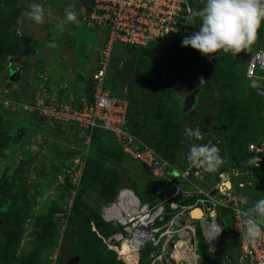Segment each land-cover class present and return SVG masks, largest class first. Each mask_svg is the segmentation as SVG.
Listing matches in <instances>:
<instances>
[{"label":"rangeland","instance_id":"obj_1","mask_svg":"<svg viewBox=\"0 0 264 264\" xmlns=\"http://www.w3.org/2000/svg\"><path fill=\"white\" fill-rule=\"evenodd\" d=\"M31 2L33 0H0V25L3 27L2 31L0 30V36L2 39L8 43L9 38L26 37L35 51L34 58L27 61L25 67L18 66L17 74L7 81L5 78L8 68L17 66L19 59L9 63L5 57L0 55V133L4 135L7 145L0 152V183L6 184L10 191H14L18 183L22 184L21 193L29 204V214L25 219L24 234L20 243V249L25 250L23 257L27 256L26 251L28 253L31 246L36 243L35 236L38 230L34 226V217L41 214L49 217L47 226L57 230V238L60 236V243L64 235L69 234L71 244L73 245L74 242L78 244V246L74 245L78 257L76 264H105L102 262L103 254L98 252L106 248L102 239L105 238L108 231L100 232L93 221V219L99 218L100 208L106 203L100 199L99 192L103 188L100 185L101 180H109L115 175L121 186L128 187L141 201L148 204L160 201L162 193L167 188L160 181L149 177L142 165L126 158L122 153H118L109 135L104 134L87 146L81 136L75 132L76 125H70L71 130L66 134L63 131L54 130L56 128L49 125L46 119L37 116L30 110L37 95L59 97L62 93L58 95L56 93L58 90L55 89L64 88L67 91H74L75 87L80 89L87 85L95 65L94 57L105 40L104 32L98 29L97 25L91 21L89 13L86 12L85 0H34L42 5L45 12L44 22L40 24L25 19L23 15ZM69 5H72L71 10L76 13V19L70 22L64 21V13ZM61 23L62 26L58 27ZM189 30H191L190 33L186 31V35L183 34V36L191 35L194 32V28ZM196 30L198 29L195 25ZM256 34L259 39L256 44L263 43L264 32L257 29ZM50 43H54L55 46L50 47ZM254 44L255 42L250 45L247 52L251 53L258 48H264L263 44L254 49ZM97 46L99 47L97 48ZM135 46L131 52L133 55L138 53L140 46L151 47L150 43ZM113 49L114 46L110 51L107 79L115 78L118 84L119 78L123 79L119 84L122 87L116 86L115 93L128 94L127 86L134 78L143 81V91L160 90L163 91V96L167 100H171L168 86L158 87V82H155L154 78L146 76L147 73H154L152 67L151 69L146 68V64L150 61L153 63L152 60L155 61L158 54L155 56L151 53V57L145 60L148 52H144V60L136 61L137 69L135 67L129 69L133 66L136 56L131 57L127 51H120L121 59L117 66L122 67L125 60L128 66V68L122 69L126 75L121 76L120 73L114 74L113 70H110L113 55L120 58L118 48L114 50L115 53H112ZM172 49L176 52L171 56L183 63H191L188 60L196 55L195 49L190 46H181V43L174 44ZM156 51L152 48L151 52ZM163 52L169 56L168 52ZM239 53L233 56L222 51L218 52L212 58L217 62L222 61L221 65H211L210 59L212 58L205 55H203L205 60H199L204 61V64H195L200 68V71H203L200 73L199 79L200 82L203 80L201 83L208 86V89H204L207 90L206 92L204 90L199 92L198 88L195 105L186 114L184 113L181 119L184 129L191 127L203 129L207 136H212L213 144L219 149L222 160L227 157V154L223 153L227 150V146L235 147L236 139L242 133L246 131L254 134L264 126V96L258 95L257 90L249 87L243 79H239L242 82L239 84L237 81H233L234 75L241 72L248 60L246 58L249 53L245 54L246 57L244 52L238 55ZM165 58L157 65L154 62L155 68L160 65L163 69H168L172 62L170 64L167 60L169 57ZM141 61L144 62L142 65ZM164 72L166 75L169 73ZM110 73L113 77L110 76ZM256 80L260 82L259 86L264 89L262 79L257 78ZM248 82L250 84V81ZM223 85H227V90L222 89ZM108 88L111 90L109 85ZM175 133H177L178 140ZM163 135L162 144L167 153H171V147L174 145V153L178 151L181 161L185 162L183 159L186 160L190 139L184 134V130L178 135V130L175 132V126L170 125ZM258 136L263 137L264 132H258ZM74 143L76 144L75 152L70 148ZM64 149H70L72 154L64 153ZM74 153H81L83 159L81 171L77 175L65 171L73 166ZM86 165L95 171L96 179H98V182L95 180L96 184L86 183V181L91 182L95 179L88 173L81 180ZM242 178L244 175L240 177V179ZM244 184L243 187H238L236 181L232 179L233 191L237 192L245 206L250 208L256 200L264 196V178H259V183L253 190V194L248 192L247 188L245 189L246 183L244 182ZM140 189L141 191L146 190L147 194L139 195ZM75 213L85 214L86 217L92 219L90 229L102 243L90 236L89 229L84 225L73 226L68 223ZM220 221L226 229H229L226 215L221 216ZM112 226L118 227L117 225ZM225 233H227V237L223 238L221 246L234 239L230 232ZM201 245L200 240L196 251L199 264L203 259ZM120 251L123 254L128 253L124 249ZM224 252L220 251L218 254L221 258L220 264H238L235 257L230 258L232 254L229 256V261L223 260L221 255L229 254V252H225L226 254ZM142 255L148 264H159L160 260H156L155 256L165 254L156 244L145 247L141 252ZM165 260L171 261L170 258ZM26 261L23 263L26 264ZM161 261H163V256Z\"/></svg>","mask_w":264,"mask_h":264},{"label":"built area","instance_id":"obj_2","mask_svg":"<svg viewBox=\"0 0 264 264\" xmlns=\"http://www.w3.org/2000/svg\"><path fill=\"white\" fill-rule=\"evenodd\" d=\"M193 1L196 0H90L87 13L105 37L89 77L91 98L84 94H69L67 97L37 95L30 110L46 119L49 125L56 128L54 130L68 133L71 130L69 126L76 125L77 134L87 146L95 129L107 132L123 154L141 163L153 178L164 180L171 186L167 196L150 206L140 203L131 189L119 188L112 202L103 206L100 212L104 220L116 221L122 226L123 233L109 235L108 242L135 240L138 243L137 239L143 237L145 239L141 244H157L162 239L173 240L175 237L176 240L184 233L183 244L189 250L183 260L184 264H198L195 224L208 249L213 250L224 230L219 220L220 211L226 210L233 222L237 263L264 264V237L255 243H248L240 237L242 217L236 209L243 211L248 207L232 189V179L238 187L245 185L238 180L243 175L264 178V136L259 141L247 144V151L252 156L249 171L236 165H227L224 170L205 172L195 166L189 167V162L185 158V162H182L179 156L169 161L130 129L127 120L128 100L113 94L106 84L110 51L116 42L146 45L154 40H162L184 25H192ZM245 76L261 78L264 83V48L250 53ZM199 131L201 138H195L198 144H213L212 136ZM70 148L75 152L76 144ZM81 153H74L73 166L65 169L66 172L74 175L80 173L83 165ZM222 161V164L227 163L226 158ZM246 183L249 185V180ZM167 204L169 208H166ZM194 209H199L200 213L192 218L191 212ZM168 214L172 215L164 219Z\"/></svg>","mask_w":264,"mask_h":264},{"label":"trees","instance_id":"obj_3","mask_svg":"<svg viewBox=\"0 0 264 264\" xmlns=\"http://www.w3.org/2000/svg\"><path fill=\"white\" fill-rule=\"evenodd\" d=\"M89 3H90V0H85L86 12L90 9ZM203 3H204V0H201V1L196 0L191 3L192 25H184L180 29H178L177 32L167 35L162 40H154V41L149 42L151 47L149 46L139 47L138 46L139 50L136 55H133L131 53L134 47H136L135 45H129V44L117 43V42L113 45L114 49L112 53H115L114 50L118 48L119 50L118 54L120 55V58L119 57L116 58L114 54L113 58L111 59L110 70H113L114 74L118 72L120 73L121 76H124L126 74L124 73V71H122V69L128 68L127 62H125L126 60L122 63V67L117 66V63L121 59L120 51H127L131 55V57L136 56L133 66L129 69H132L133 67L135 68L138 67L136 65L137 64L136 61H140L141 59L144 60L143 53L146 51L148 52V55L145 58V60H148L152 54L153 55L155 54V56L158 54L155 61L154 59L152 60V62L153 63L155 62L156 65L159 61L166 59L165 57H169V59H167L169 63L172 62V64L170 63L171 65L169 66L168 69L166 68L163 69L160 65H158V67L155 68V65L151 63V61L148 62V64H146L147 65L146 68L151 69L152 67L154 70V73H151V74L147 73L146 76H148L149 78H154L155 82H158L157 84L158 87L168 86L170 88L169 95L171 97V100H167L163 96V91H160V90L154 89L151 91H143L142 89L143 81L142 80H136L132 78L130 80V83L128 82L129 83V85L127 86V90L129 92L128 94L114 92L116 86H118L119 88L122 87L119 84L123 81V79L119 78V84H118L116 83L115 78H108L107 81L109 82V84L108 82L106 83L107 85L110 86L113 94L117 96H123L128 100L127 120H128V126L130 127V129H132L136 134L142 137L144 141H146L151 146H153L155 150L161 156L168 159L169 161H174L178 157L179 153L178 151L174 153L175 152L174 145L171 147V153L170 154L167 153L164 145L162 144V140L164 136L163 134L167 130V127L170 125L175 126V132L178 130V135L181 134V132L184 130V127L182 124L183 121H181V119L184 113L186 114V112L188 111V110L186 111L182 110L181 99H179L180 98L179 92L182 89L187 88V87L199 88L200 89L199 92L201 90L208 89L207 88L208 86L206 87L203 83L200 82V79H199L200 73H202L203 71H200V68L195 66V64L197 65L204 64L203 63L204 61L203 62L199 61V60H205V57L201 53H198L197 50H194L196 52V55H193V58L188 60V61H191V63L180 62L179 59L171 56V54L173 55L176 52L175 50L172 49L173 45L174 44L177 45L178 43H181V40L184 37L183 34L186 35L185 33L186 31L190 33L191 30L189 29H192V28H194V32H195V25L197 26V29H198L200 18L198 16L193 15V13L201 9L203 7ZM2 29L3 27L2 25H0V30L2 31ZM258 29H261V31L264 32V22H261ZM256 41L257 42L259 41L257 34H256V39L254 40L255 42L254 44L255 46L253 47L254 49L255 47L256 48L261 47L264 44V42L260 44L258 43L256 44ZM152 48L157 51L159 50L166 51L169 53V56L165 55L163 51H159V52L156 51L153 53L151 52ZM34 52H35L34 49L31 47L26 37L16 36L13 38H9L8 43H5L4 39H2V37L0 36V55L5 57L9 63H11V61L13 60L19 59L18 65L14 67L12 66L10 69V73H7V77L5 78V81L10 80L11 77L17 74L18 66H22V68L25 67L26 62L34 58ZM243 52H244V55L246 53H249L250 55V51L248 52L243 51ZM243 52H240L238 55H240ZM249 55L247 56L246 59L249 58ZM210 60H211L210 62L212 63L211 65L216 66L218 64L219 65L222 64L221 63L222 61L217 62V60L214 58ZM246 62H245V65L243 66V69H241V72L239 71L237 75H234L235 78H233L234 79L233 81H237V83L239 84V83H242L239 81V79H243L244 82L250 87V84H248L249 83L248 81L252 79H257V78H247L245 76ZM143 63L144 62L141 61V65ZM187 65H191V66H187ZM164 71L169 72L167 74L169 76H167L165 74L166 72ZM110 76L113 77L111 73H110ZM164 76L167 78H165ZM134 84H135V87H134ZM222 89L227 90V85H223ZM204 91L206 92L207 90H204ZM91 92H92L91 81L89 79L86 85V88H85V94L87 95V97L91 98ZM168 101H171V103H168ZM190 127H191V122H190ZM57 130L61 131L60 129H57ZM202 131L204 130L202 129ZM258 132L263 133L264 126ZM258 132L251 134L245 131L244 133L241 134L239 138L236 139L237 145L235 147L230 148L227 146V150L223 152L225 153V155L227 154V157H225L227 163L221 164L217 168V170L219 171L224 170L227 168V165L229 166L236 165L242 170H247V171L251 170L252 156L247 151V144L252 141L261 140L262 137L258 136ZM104 134H107L111 137L116 151L118 153L123 154L121 149L114 142L112 136L103 130L95 129L91 135L90 143H92L93 140H95L96 138L99 139ZM175 136H176V139L178 140L177 133H175ZM6 146L7 145H6L5 137L2 133H0V152H2V150ZM65 152L72 154L71 153L72 151L70 149H64V153ZM123 155L126 158H128L125 154ZM86 167L87 165L85 166V169L83 171L84 176L82 175L81 180L83 179V177L85 178V176H87V173H88L89 176L94 177L95 179H93L91 182L86 181V183L96 184V181L98 182V179H96L95 171L91 168H88V167L86 168ZM143 168L145 169L146 174L149 177L153 178L148 173L147 169L144 166ZM259 178H260L259 176L254 175L250 177H244L242 179L239 178L238 180H241L245 183L247 182V180H249L250 184L248 185L246 183L245 189L247 188V191L253 194L254 192L253 190L256 189V186L259 183ZM154 179L160 181L163 184V186H166L167 188V190L164 191V193H162V198L171 192L172 188L167 182L161 179H157V178H154ZM100 185H102L103 187L102 190L99 192L100 199L106 202L111 201L112 198L114 197V194L116 193V190L119 187H121V184L117 181V177H115V175L109 180L102 179ZM21 187H23V185L18 183L15 187V190L10 191V188H8L6 184L0 183V264H25L23 262L26 260H27L26 264H54V263L64 264V262L69 257L77 254V251L75 250L74 245L78 246V244H76L75 242L73 243V245L71 244L69 234H65L62 239V242L60 243V240H59L60 236L57 238V235H58L57 230L56 229L54 230L53 228H51V226H47L49 217L43 216L41 214L36 215L34 217V226L38 230L35 236L36 243H34V246H31V248L28 250V253L26 251L27 256L23 257V255L25 256L24 254L25 250L23 248L20 249V243L22 240V236L24 234L23 227H24L25 219L29 214V204L26 201L25 196H23L21 193V190H20ZM138 194L139 195L147 194V191L146 190L141 191L140 189ZM225 215L228 217L229 224L227 227H229V229L228 228L226 229L224 226V233H223L220 244L218 248L216 249V251L210 252L207 249V245L203 237L201 236V234L199 232L197 233L198 243L200 240L202 242L201 253L203 255V259L200 262V264H218V263L220 264L221 258L218 255L220 251L229 252V254L226 256L229 258V256L232 254L230 258L235 257L236 259L237 242H236V237L234 234L233 222H232V219L228 216V212L226 210H221L220 219H221V216H225ZM99 218H97L96 220L93 219V221H94V225L97 227V229L100 232L105 233V231H108V234H109L110 232L116 229L114 226H112V224L104 222L101 219L100 214H99ZM91 221L92 219L86 217L85 214L75 213L71 216V219L69 220L68 223L73 226L74 225H84L87 229H89L88 234L94 237V239L102 243V241L98 239L97 235H95V233L90 229L92 225ZM225 232H230L232 236L234 237V239L227 241L225 244H223V246H221L223 238L225 236L227 237V233ZM54 249H57V255L54 257H51L50 254ZM123 249L124 251H126L125 246L121 250ZM113 250L117 253V257L122 258L123 260H126L128 264L136 263L138 253L134 255H129V254L127 255V254H123V252H121L119 248H113ZM142 250L139 253V261L137 264H148V262H146L143 259V255L141 256ZM47 252L48 254L46 255ZM98 253L103 254L102 262L105 264H123L122 262L116 260L115 254L111 250L104 248L103 251H100ZM221 257L223 256L221 255ZM159 264H168V261H166L163 258V261Z\"/></svg>","mask_w":264,"mask_h":264},{"label":"clouds","instance_id":"obj_4","mask_svg":"<svg viewBox=\"0 0 264 264\" xmlns=\"http://www.w3.org/2000/svg\"><path fill=\"white\" fill-rule=\"evenodd\" d=\"M71 8L72 5H69L68 8L65 10L64 21L70 22L76 19V13L72 11ZM23 15L25 19L30 20L36 24L43 23L45 18V12L42 5L37 2H34V0L33 2L29 3L28 8L23 13ZM193 15L198 16L200 18L198 30L193 32L191 35L184 36L181 40V46H190L202 55H205L209 58L215 57L216 54L220 51L236 56V54L241 52L242 50L247 51L250 45L256 39L257 29L259 28L261 22H264V0H204L203 7L195 11ZM62 23L61 25H58V27L62 26ZM49 46L54 47L55 45L54 43H50ZM201 82H203V80H201ZM250 87L256 89L258 95L264 96V89L259 86V83L256 79L250 80ZM184 134L189 139L201 138V133L198 128H185ZM186 160L189 162V167L195 166L203 169L205 172H214L223 162L222 157L219 155V149L215 144H191L186 155ZM164 163L166 164L167 161H165ZM122 187L124 186H121L119 188ZM116 193L114 194V197ZM112 200L106 202L104 205L101 206V208L111 203ZM138 200L140 201V203H146L141 201L139 198ZM146 204L149 206L154 205L148 203ZM166 208H169L168 204L166 205ZM236 211L239 212L242 217L241 228L239 232L240 237L243 240L247 241L248 243H255L261 237H264V196H261L258 200H256L250 208H247L243 211L240 209H236ZM171 215L172 214L165 215L164 219H169ZM195 217L197 216H192V218ZM101 219L106 223L118 226L114 231L107 234L105 238L102 239V241L105 243L106 248L108 250L114 252L117 260H119L123 264H128L126 260L117 257V253L113 250V248L122 249V243L126 241L116 240L112 243L107 241V237L109 235L117 232L123 233L122 226L116 221H106L102 217ZM195 225L196 240L198 244L197 233L199 232L202 237L203 235L200 229L197 227V223ZM174 240L175 237L173 238V240L168 239L165 241V239H162L159 243H157L160 250L166 256H169V252L172 248V243ZM220 241L214 246L215 248L213 250L208 249V245L205 241L207 249L210 252L216 251L220 244ZM209 244L212 245L211 242H209ZM148 245L155 246L156 244H152L151 242L141 244L139 247L138 256L135 264L138 263L140 251ZM50 255L51 257L56 256L57 249H54ZM159 256L160 255L155 256V259L160 260L159 262L161 263L162 261ZM225 257L227 258L226 255L222 257L223 260L225 259ZM171 260L173 261V258H171Z\"/></svg>","mask_w":264,"mask_h":264},{"label":"bare ground","instance_id":"obj_5","mask_svg":"<svg viewBox=\"0 0 264 264\" xmlns=\"http://www.w3.org/2000/svg\"><path fill=\"white\" fill-rule=\"evenodd\" d=\"M119 200V198H118ZM199 209H194L191 212L192 216H199ZM185 234L182 233L180 238L175 240L174 243V247L171 248L170 252H169V257L166 255H160L159 258H161L163 256L164 259H168V258H173V261H168V264L172 263V264H184V259L186 257V253L187 251L189 252V250H187L186 246L183 244V241L185 240ZM145 238L141 237L138 238L137 241L138 243H136L135 240H129L126 242L122 243V247L125 246V250L128 252L127 254L132 255L133 252H135L134 254H137L139 251V247L141 245V243L144 241ZM119 250H121V248H119Z\"/></svg>","mask_w":264,"mask_h":264},{"label":"water","instance_id":"obj_6","mask_svg":"<svg viewBox=\"0 0 264 264\" xmlns=\"http://www.w3.org/2000/svg\"><path fill=\"white\" fill-rule=\"evenodd\" d=\"M197 93L198 88L196 87H187L179 92L183 111L189 110L192 107V105L195 103ZM77 261L78 257L73 256L67 259L65 264H76Z\"/></svg>","mask_w":264,"mask_h":264},{"label":"crops","instance_id":"obj_7","mask_svg":"<svg viewBox=\"0 0 264 264\" xmlns=\"http://www.w3.org/2000/svg\"><path fill=\"white\" fill-rule=\"evenodd\" d=\"M99 46H97V48H98ZM99 49V48H98ZM95 58V63H96V58H97V55H96V57H94ZM85 88H86V85H84L82 88H80V89H78L77 87H75L74 88V91L73 90H71V91H67L66 89H55V90H58L56 93L59 95V94H61L59 97H67L68 95H69V93H73V94H77V95H79V94H84V95H86L85 94ZM67 91V92H66ZM202 131V130H201ZM189 144H198V142L196 141V139H190L189 140Z\"/></svg>","mask_w":264,"mask_h":264},{"label":"flooded vegetation","instance_id":"obj_8","mask_svg":"<svg viewBox=\"0 0 264 264\" xmlns=\"http://www.w3.org/2000/svg\"><path fill=\"white\" fill-rule=\"evenodd\" d=\"M10 69H11V68H8V73H10ZM13 77H14V76H13Z\"/></svg>","mask_w":264,"mask_h":264}]
</instances>
